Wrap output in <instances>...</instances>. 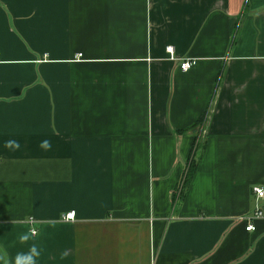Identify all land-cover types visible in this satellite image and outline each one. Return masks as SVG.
I'll return each mask as SVG.
<instances>
[{
    "label": "crops",
    "instance_id": "1",
    "mask_svg": "<svg viewBox=\"0 0 264 264\" xmlns=\"http://www.w3.org/2000/svg\"><path fill=\"white\" fill-rule=\"evenodd\" d=\"M0 53L4 260L264 264V0H0Z\"/></svg>",
    "mask_w": 264,
    "mask_h": 264
},
{
    "label": "clouds",
    "instance_id": "2",
    "mask_svg": "<svg viewBox=\"0 0 264 264\" xmlns=\"http://www.w3.org/2000/svg\"><path fill=\"white\" fill-rule=\"evenodd\" d=\"M4 147L11 151H18L21 148L20 142L15 139H9L4 142ZM40 147L45 151H50L52 144L50 140H43L40 143ZM36 235L35 228H29L27 232H22L18 235V240L21 244H27L29 240L33 239ZM42 255V249L38 247L35 243L31 244L27 252L17 253L14 262L12 264H38V260ZM67 255L64 253L63 256ZM0 261H3V264H10L9 261L4 260V257L0 256Z\"/></svg>",
    "mask_w": 264,
    "mask_h": 264
},
{
    "label": "built area",
    "instance_id": "3",
    "mask_svg": "<svg viewBox=\"0 0 264 264\" xmlns=\"http://www.w3.org/2000/svg\"><path fill=\"white\" fill-rule=\"evenodd\" d=\"M168 51L173 53V47H171V46L168 47ZM0 56H1V53H0ZM196 62L197 61L195 58L183 59L181 64H180V68L183 71H188L189 69H191L196 64ZM254 192L258 198H264V187L263 186H255ZM263 215H264L263 210L260 208H257L252 215L244 217V220L248 223L246 229L247 230L255 229V225L253 223L254 219L260 218ZM75 216H76L75 211H71V212L66 213V215H64L63 219L67 220V221H71V220H75ZM29 222L33 223L34 220L31 219ZM36 233H37V230H36Z\"/></svg>",
    "mask_w": 264,
    "mask_h": 264
},
{
    "label": "trees",
    "instance_id": "4",
    "mask_svg": "<svg viewBox=\"0 0 264 264\" xmlns=\"http://www.w3.org/2000/svg\"><path fill=\"white\" fill-rule=\"evenodd\" d=\"M194 173H195V167L193 166V167H191V169L189 171V175H188L189 181L192 179Z\"/></svg>",
    "mask_w": 264,
    "mask_h": 264
}]
</instances>
